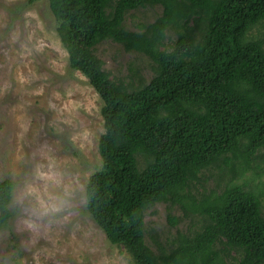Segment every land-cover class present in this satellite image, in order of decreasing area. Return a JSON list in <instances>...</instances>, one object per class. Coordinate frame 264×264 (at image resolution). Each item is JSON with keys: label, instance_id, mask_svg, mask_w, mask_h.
<instances>
[{"label": "trees", "instance_id": "obj_1", "mask_svg": "<svg viewBox=\"0 0 264 264\" xmlns=\"http://www.w3.org/2000/svg\"><path fill=\"white\" fill-rule=\"evenodd\" d=\"M37 0H27L31 5ZM71 69L102 102L101 168L85 187L86 210L132 264H264L261 197L232 184L264 150V0H48ZM160 6L138 32L126 15ZM258 28L263 29L256 36ZM176 38L166 49V37ZM110 41L152 63L141 77L110 78L95 55ZM216 169L223 190L207 189ZM14 185L0 181V230L10 219ZM167 206L199 231L169 250L145 243L144 217Z\"/></svg>", "mask_w": 264, "mask_h": 264}, {"label": "rangeland", "instance_id": "obj_2", "mask_svg": "<svg viewBox=\"0 0 264 264\" xmlns=\"http://www.w3.org/2000/svg\"><path fill=\"white\" fill-rule=\"evenodd\" d=\"M160 6L129 12L128 31L151 24ZM48 0H0V181L13 185L10 219L0 230V264H132L122 247L111 245L86 210L85 187L101 168L102 102L88 80L70 68ZM263 29L258 28L256 36ZM176 38L166 37V49ZM114 80L151 78L152 63L105 41L95 48ZM216 169L206 172L207 189L223 190ZM232 184L261 197L264 214V150ZM167 222V206L156 204L144 217L145 243L165 250L180 236L199 231V217L183 219L178 207Z\"/></svg>", "mask_w": 264, "mask_h": 264}]
</instances>
